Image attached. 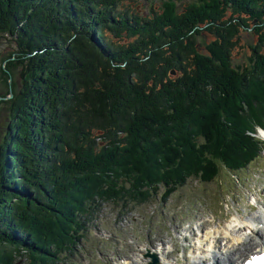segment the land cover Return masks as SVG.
<instances>
[{"label":"trees","instance_id":"1","mask_svg":"<svg viewBox=\"0 0 264 264\" xmlns=\"http://www.w3.org/2000/svg\"><path fill=\"white\" fill-rule=\"evenodd\" d=\"M122 1L0 0V264H61L95 199L163 200L264 148V0Z\"/></svg>","mask_w":264,"mask_h":264},{"label":"rangeland","instance_id":"2","mask_svg":"<svg viewBox=\"0 0 264 264\" xmlns=\"http://www.w3.org/2000/svg\"><path fill=\"white\" fill-rule=\"evenodd\" d=\"M162 2L163 0H123L116 9L140 16H152L153 11L160 12ZM253 37L247 31H241L231 51L235 63L248 62L251 55L248 45L254 42ZM213 39L214 36L208 34L205 39L198 40L202 44H210ZM113 40L127 43L130 38L126 36ZM176 76L177 74L168 75L169 78ZM3 91L0 87V92ZM2 123L0 120V125ZM2 129L3 124L0 132ZM259 154L247 167L232 172L222 168L219 176L208 182L189 176L185 183L163 200L165 188L160 185H156L157 192L153 198L143 204L122 196H118L117 201L95 199L100 202H97L90 219L83 220L77 233L80 236L79 245L64 254L68 258L62 264H148L150 258H145L144 254L161 249L158 246L159 241L168 242L165 252L174 247L177 251L169 253V257L161 255L158 264L166 261L167 264H194V256L198 252L193 248H183V245L188 247L183 242V236L186 235L191 243L197 240L187 235L192 229V223L199 222V219L200 222L204 221L203 224L207 219L211 221L206 228L218 230L217 233L222 232L217 235L221 236V246L226 242L223 238L226 230L236 220L257 216L264 208V150ZM254 200L258 203H254ZM62 227L65 228L64 224ZM206 228L200 227L203 232ZM193 232L199 233V230L195 229ZM251 236L254 237V234ZM156 243L158 244L152 247ZM238 248V252H242L247 245L241 244Z\"/></svg>","mask_w":264,"mask_h":264},{"label":"bare ground","instance_id":"3","mask_svg":"<svg viewBox=\"0 0 264 264\" xmlns=\"http://www.w3.org/2000/svg\"><path fill=\"white\" fill-rule=\"evenodd\" d=\"M261 133L264 139V128L261 130ZM203 223L204 221L200 222L199 226L206 228V225L212 222L207 219V222L205 224ZM242 230L244 232L241 233ZM217 231L215 229L211 230L210 228H206L204 232L203 229H200L198 234L194 232L191 234L188 231L190 236L195 235L197 240L194 243H191L186 236H183V242L188 244V247L183 245V248L187 247L189 250L193 248L195 252H198L194 256V264H238L248 254L260 251L261 246L264 245V208L257 216H251L242 221L236 220L226 230L225 236H223L226 242L222 243L221 246V236L218 237L217 235L222 234V232L217 233ZM177 234H180V232L177 231ZM252 234H254V237L251 236ZM202 243H204V247ZM241 244L247 245V248L245 251L238 252V246ZM164 248L162 247L159 251H155V253L167 257H169V253H175V250L165 252ZM159 258L161 259V256ZM163 264H167V261Z\"/></svg>","mask_w":264,"mask_h":264},{"label":"water","instance_id":"4","mask_svg":"<svg viewBox=\"0 0 264 264\" xmlns=\"http://www.w3.org/2000/svg\"><path fill=\"white\" fill-rule=\"evenodd\" d=\"M175 73V71L174 70H172L171 71V74H174ZM1 98V97H0ZM153 262L151 263V264H157V258H156V256L155 255H153Z\"/></svg>","mask_w":264,"mask_h":264}]
</instances>
